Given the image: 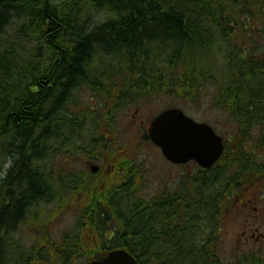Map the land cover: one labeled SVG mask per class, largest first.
<instances>
[{
    "label": "trees",
    "instance_id": "16d2710c",
    "mask_svg": "<svg viewBox=\"0 0 264 264\" xmlns=\"http://www.w3.org/2000/svg\"><path fill=\"white\" fill-rule=\"evenodd\" d=\"M0 46V163L13 161L0 166V193L26 197L0 202V264H75L94 246L123 247L140 264H264L254 251L228 261L216 249L230 207L264 173V0H0ZM84 89L103 98L98 111L82 103ZM159 95L229 117L233 138L221 160L148 199L122 197L126 180L111 200L82 206L60 239L45 222L38 245L13 243L27 209L56 198L44 195L52 175L35 163L66 143L105 152L99 139L108 128L115 141L116 112Z\"/></svg>",
    "mask_w": 264,
    "mask_h": 264
},
{
    "label": "rangeland",
    "instance_id": "374dc122",
    "mask_svg": "<svg viewBox=\"0 0 264 264\" xmlns=\"http://www.w3.org/2000/svg\"><path fill=\"white\" fill-rule=\"evenodd\" d=\"M98 19H100V17H98ZM120 83L121 82L116 81L114 86H111L109 89L117 88L119 86L118 84ZM141 86V89H143V84ZM78 96L81 99L82 103L91 105V107H93L96 111L99 110L98 105L103 100L100 94L94 93L90 89H84L80 91ZM124 96L122 95V98ZM169 105H179L189 116L197 119L198 121H206L211 123L215 128H217L216 131L218 130L219 133L224 137L228 138L234 132V126L231 123L229 117L225 114H222L220 111H217L216 109L213 110L209 108L206 104L199 107V105H195V103H187L184 100L181 101L180 98L177 97H166L165 95H159L152 97L150 100H147L145 102L133 103L131 105L122 107L124 109L120 114L116 129L118 136L115 137L114 133L115 141H112V137L107 139H99L100 143L105 144L106 153L113 152V149H117L119 151H122L129 147L132 149L133 146H136L142 142L140 140L135 145L131 143L133 141V138L138 136L141 130V128L134 121L132 122V114L135 112L136 108H139L141 115L145 114L148 117L153 114V117ZM53 153L54 154H52L51 152L48 153L44 156V158L42 157L41 159H39L40 161L36 162L35 164L37 165L38 163L40 166L45 168L46 171H49V173L46 172L49 174V176L52 175L54 178H56V180L53 179V177L50 178V186H52L51 190L55 191L53 193L56 195V198L48 199V196H46V199L44 198V200L42 197V199L35 203L33 207L29 208L25 222L22 223L19 230L16 231L13 236V243L15 240H18L17 242L18 244H20V247L23 246L31 248V246L34 244L38 245V237L40 235L36 232V230H38V228L40 229V227L37 224L44 225L45 222L47 223V226L44 225V230H46L47 233L50 234L55 240L60 239L65 232L74 229L76 222L78 221L79 210L82 208V206L85 205L83 211L86 212V209L91 208L94 205L97 198L103 199V201H105V197L107 200H109L108 198L110 197V195H108V192L110 193L112 191L111 188L114 189L117 186H120L121 183L123 185L126 180L131 179V181H127V183L125 184L127 188L122 191V197H125V195L128 196L127 191H129V196L134 199H148L150 196L162 192V190L172 188L175 185L177 179L182 175L183 170V168H178L175 166L171 167L170 164L164 159L160 149L157 148L152 142L150 143V141L142 143V145L136 149V152L134 154L137 165L140 164L139 166L141 167L138 166V169L137 166L133 167L134 165L127 167V170L124 171L123 178L120 176L113 177L110 169L106 166V164H99V161L97 159H93L92 162L90 161L93 165H90L91 163L88 164L87 160L81 159L80 150H76L75 146H72V144L69 145L68 143H66L58 147L56 146ZM83 155L87 156L90 155V153L85 152ZM113 159L114 156H110V160ZM7 160L4 158L0 163V166H2V169L4 170H8L13 162L12 160L9 162H5ZM3 162H5V164ZM2 163L3 165H1ZM123 163L124 161H119L117 163L116 170H119ZM49 167L53 169H50ZM93 167H98V171L92 172ZM54 168L56 170H58L59 168L60 171L66 170L65 174L60 175V171H55ZM194 168L195 166L193 164L188 165L186 168H184L183 172L186 174L188 173V175H192L194 173ZM71 169L74 171H72ZM133 170L135 171V173H133ZM140 170L144 172V176H142L138 172ZM2 178L3 177H1V179ZM74 178L76 181H74ZM64 180L70 181V184L72 185L76 184L75 187L72 185H68V187L57 185L58 182H63ZM118 180H120L121 182ZM111 182H113L112 186H114L115 184L116 187H110L109 185H107ZM52 184H55L54 187ZM133 185L134 189L132 188ZM106 186L107 190H105ZM119 188H117V190ZM256 190H258V194L264 199V191L259 190V188H256ZM178 192L180 193L182 192V190H179ZM247 197H249V195L245 196V198ZM2 201H4V199L1 200V202ZM241 202L242 196L233 206L231 214H226L225 218L228 219L224 226V230L221 233V241L223 247L222 256L228 261H232L235 257L250 251H256L264 255V243L261 242L256 244L255 240H246L247 235L244 232L247 229V223H245L247 214H245L243 210L239 211V203ZM237 204H239V206L236 210ZM102 205L100 203L99 207H101ZM254 207H256L257 210H259L261 213V209L264 210V202L260 204H254ZM257 213L258 211H255V214ZM254 217L257 216L255 215ZM252 222H257L258 224H256V227L264 230V220L262 222L263 225L260 223L259 219L257 220L252 218L250 223ZM173 244L178 245V250L179 247L185 248L184 242L174 241ZM93 249H96V247L94 246ZM86 262L87 260L85 257H79L75 260V264H85Z\"/></svg>",
    "mask_w": 264,
    "mask_h": 264
},
{
    "label": "water",
    "instance_id": "95a60500",
    "mask_svg": "<svg viewBox=\"0 0 264 264\" xmlns=\"http://www.w3.org/2000/svg\"><path fill=\"white\" fill-rule=\"evenodd\" d=\"M149 132L164 156L176 163L194 159L203 167H211L220 158L224 147L223 137L211 125L196 121L178 107L168 108L156 116ZM89 264L139 263L130 252L118 248Z\"/></svg>",
    "mask_w": 264,
    "mask_h": 264
},
{
    "label": "flooded vegetation",
    "instance_id": "af4514ba",
    "mask_svg": "<svg viewBox=\"0 0 264 264\" xmlns=\"http://www.w3.org/2000/svg\"><path fill=\"white\" fill-rule=\"evenodd\" d=\"M123 109L124 108H121L120 110H118V112H116L115 116L113 117L116 125H118V120L120 118V114H121ZM142 115H144V116H142ZM142 115L139 111V108H136L135 112L132 114V122L134 121L141 128L138 136L134 137L133 141L131 142L134 145L137 144L140 140L143 141V138L148 139V128H149L150 121L152 119H149L150 116L147 117L145 114H142ZM109 131L112 132L111 130H109ZM117 136L118 135H117V131H116L115 137H117ZM135 147L136 146L132 147V149H133L132 151H129V152L126 151L125 152L126 156L131 158L132 153L134 154V152L138 148V147L137 148H135ZM84 159L88 161V164H90L93 161V159H97L99 161L98 162L99 164L100 163L106 164V166L110 170H112V165H113L112 160L109 161V157L104 152L90 153V155H87ZM90 165H93V164L91 163ZM170 165L178 167V168H185L186 167V165H183V164L174 165V164L170 163ZM116 173H118V172H116ZM123 175L124 174H122V176ZM256 186L260 187V190H264V173H262V175H260L259 183L257 185L248 186L247 191H248L249 197L243 198V210H244V213L247 214L246 222H245V223H247V229L244 233L247 235V239H246L247 241L255 240L258 243H261V242L264 243V230H261V228L256 227V224H258L257 222L250 223L252 218L257 219V220L259 219L261 224L264 220V210L261 209V213H260V211L257 210L256 207H254V204H258V203L260 204V203L264 202V199L259 194L255 193L253 191L256 188ZM255 211H258V213L255 214ZM254 214L257 217H254L255 216ZM223 228L224 227H221V229H223ZM221 240H222V235H221V239H220L218 245L216 246V249H218L222 253L223 247H222V241Z\"/></svg>",
    "mask_w": 264,
    "mask_h": 264
},
{
    "label": "bare ground",
    "instance_id": "6f19581e",
    "mask_svg": "<svg viewBox=\"0 0 264 264\" xmlns=\"http://www.w3.org/2000/svg\"><path fill=\"white\" fill-rule=\"evenodd\" d=\"M4 1H5V0H4ZM109 14H110V13H109ZM107 16H108V15H107ZM50 22H51V21H50ZM13 25H14V24H13ZM10 28H11V27H10ZM14 28H15V27H14ZM17 34H19V33H17ZM34 35H35V34H34ZM3 38H4V37H3ZM48 38H49V37H48ZM45 39H46V38H45ZM0 47H1V46H0ZM47 47H48V46H47ZM70 48H71V47H70ZM71 51H72V50H71ZM52 52H53V51H52ZM117 55H118V54H117ZM51 56H52V55H51ZM139 56H140V55H139ZM116 57H117V56H116ZM116 57H115V58H116ZM118 57H119V56H118ZM111 58H112V57H111ZM50 59H51V57H50ZM117 59H118V58H117ZM29 61H30V60H29ZM55 61H56V60H55ZM58 61H59V60H58ZM59 62H60V61H59ZM117 62H119V61H117ZM120 62H121V61H120ZM35 65H36V64H35ZM49 65H50V63H49ZM37 68H38V67H37ZM20 69H21V68H20ZM20 71H21V70H20ZM40 76H41V75H40ZM39 79H40V78H39ZM113 83H114V82H113ZM109 84H110V83H109ZM109 84H108V85H109ZM39 85H40V84H39ZM111 85H112V84H111ZM110 87H111V86H110ZM110 87H109V88H110ZM106 89H107V88H106ZM5 91H6V90H5ZM44 92H45V91H44ZM45 93H46V92H45ZM47 94H48V93H47ZM123 96H124V95H123ZM44 97H45V96H44ZM69 109H70V108H69ZM55 120H57L56 117H55ZM39 134H40V132H39ZM42 134H43V133H42ZM248 136H249V135H248ZM36 137H37V136H36ZM42 138H43V137H42ZM29 139H30V138H29ZM32 139H33V138H31L29 142H31ZM39 139H40V138H39ZM48 140H49V139H47V142H49L51 139H50L49 141H48ZM54 141H55V140H54ZM36 142H37V141H36ZM36 142H35V143H36ZM45 142H46V141H45ZM27 143H28V142H27ZM49 143H50V142H49ZM58 143H59V141H58ZM58 143H57V144H58ZM65 143H66V142H65ZM30 144H31V143H30ZM37 144H38V143H37ZM15 145H16V144H15ZM58 145H59V144H58ZM34 146H36V145H34ZM55 146H56V145H55ZM72 146H73V145H72ZM40 147H41V145H40ZM57 147H58V146H57ZM35 148H37V147H35ZM64 148H65V147H64ZM64 148H62V149H64ZM32 149H33V148H32ZM32 149H30V150H32ZM65 149H66V148H65ZM26 151H27V150H26ZM67 152H68V151H67ZM25 153H26V152H25ZM31 154H33V152H32ZM26 155H27V154H26ZM35 156H36V155H35ZM18 157H19V156H18ZM31 157H32V156H31ZM34 158H36V157H34ZM34 158H33V159H34ZM20 161H21V160H20ZM31 161H32V160H31ZM35 162H36V161H35ZM32 164H34V162H33ZM11 165H12V164H11ZM44 165H45V164H44ZM96 165H97V164H96ZM32 166H33V165H31V167H32ZM45 166H46V165H45ZM51 166H52V165H51ZM99 166H100V165H99ZM122 166H123V165H122ZM122 166H121V167H122ZM29 167H30V166H29ZM61 167H62V166H61ZM133 167H135V166H133ZM38 168H40V167H38ZM42 168H43V167H42ZM49 168H50V167H49ZM131 168H132V167H131ZM0 169H1V168H0ZM14 169H15V168H14ZM33 169H34V168H33ZM44 169H45V168H44ZM50 169H53V168H50ZM54 169H55V168H54ZM61 169H62V168H61ZM137 169H138V167H137ZM2 170H3V169H2ZM38 170H39V169H38ZM38 170H37V171H38ZM71 170H72V169H71ZM71 170H70V171H71ZM130 170H131V169H130ZM134 170H135V169H134ZM134 170H133V173H135ZM14 171H15V170H14ZM14 171H13V173H14ZM16 171H17V170H16ZM42 171H43V169H42ZM45 171H46V170H45ZM45 171H43V172H45ZM51 171H53V170H51ZM55 171H60V169H59V168H58V170L55 169ZM72 171H74V170H72ZM97 171H98V167H93V171H92V172H97ZM5 172H7V171H5ZM46 172L49 173V171H46ZM138 172H139V171H138ZM48 173H47V174H48ZM54 173H56V172H54ZM59 173H60V172H59ZM72 173H73V172H72ZM89 173H90V172H89ZM130 173H131V172H130ZM45 174H46V173H45ZM45 174H44V175H45ZM74 174H75V173H74ZM138 175H139V174H138ZM17 176H18V175H17ZM57 176H58V175H57ZM74 176H75V175H74ZM126 176H127V175H126ZM51 177H53V176H51ZM72 177H73V176H72ZM84 177H85V176H84ZM75 178H76V177H75ZM75 178H74V180H75ZM47 179H48V178H47ZM49 179H50V178H49ZM53 179L56 180V178H54V177H53ZM72 179H73V178H72ZM88 179H89V178H88ZM12 180H13V179H12ZM85 180H86V178H85ZM121 180H122V178H121ZM124 180H126V179H124ZM124 180H123V181H124ZM134 180H135V178H134ZM17 181H18V180H17ZM60 181H61V180H60ZM118 181H120V180H118ZM123 181H122V182H123ZM129 181H131V179H130ZM120 182H121V181H120ZM7 183H8V182H7ZM50 183H51V182H49L48 180H46V182H45L44 185H43L44 188L41 187V188H42V191H43V193H44L45 196L48 194V192H47L48 190H49V191H52V190H51V187H52V186H50V185H51ZM72 183H73V182H72ZM96 183H97V182H96ZM118 183H119V182H118ZM124 183H125V182H124ZM126 183H127V182H126ZM126 183H125V184H126ZM134 183H135V182H134ZM11 184L14 185L13 183H11ZM125 184H124V185H125ZM132 184H133V183H132ZM52 185H53V184H52ZM54 185H55V184H54ZM54 185H53V187H54ZM57 185H58V184H57ZM71 185H72V184H70L69 186H71ZM75 185H76V184H75ZM75 185H72V186L75 187ZM84 185H85V184H84ZM121 185H122V184H121ZM134 185H135V184H134ZM134 185L132 186V188L134 187ZM136 185H137V183H136ZM5 186H7V184H6ZM10 186H11V185H10ZM27 186H28V185H27ZM114 186L116 187L115 184H114ZM114 186H112V187H114ZM14 187H15V186H14ZM31 187H32V186H31ZM59 187H60V186H59ZM0 188H1V187H0ZM28 188H30V187H28ZM28 188H27V189H28ZM57 188H58V186H57ZM34 189H36V188H34ZM34 189H31V190L33 191ZM38 189H39V188H38ZM75 189H76V188H75ZM97 189H98V188H97ZM109 189H110V188H109ZM114 189H116V188H114ZM114 189H113V190H114ZM119 189H120V188H119ZM119 189H118V190H119ZM133 189H134V188H133ZM3 190H5V189H3ZM39 190H40V189H39ZM92 190H93V189H92ZM106 190H107V189H106ZM118 190H117V191H118ZM130 190H132V189H130ZM136 190H137V189H136ZM138 190H139V189H138ZM5 191H7V190H5ZM25 191H26V190H25ZM29 191H30V190H29ZM62 191H63V190H62ZM102 191H103V190H102ZM102 191H101V192H102ZM133 191H134V190H133ZM35 192H36V191H35ZM39 192H40V191H39ZM52 192H55V191H52ZM119 192H120V191H119ZM131 192H132V191H131ZM10 193H11V192H10ZM28 193H29V192H28ZM30 193H31V192H30ZM37 193H38V192H37ZM40 193H42V192H40ZM66 193H67V192H66ZM98 193H99V192H98ZM108 193H109V192H108ZM110 193H111V192H110ZM134 193H137V192H134ZM181 193H182V192H181ZM8 194H9V193H8ZM8 194L6 195L5 192H4V193H0V202H1V200H3V199L6 200V201H9V200H11V198H12V200H13L15 197H18V198H17L18 200H19V199L26 198V197H25V193H23L24 195H22L21 190L19 191V189H15V191H13L10 195H8ZM34 194H35V193H34ZM76 194H78V193H76ZM104 194H105V193H104ZM30 195H31V194H30ZM38 195H40V194H38ZM42 195H43V194H42ZM67 195H68V194H67ZM33 196H34V195H33ZM36 196H37V194H36ZM36 196H35V197H36ZM45 196H44V197H45ZM63 196H64V195H63ZM63 196H62V197H63ZM140 196H141V195H140ZM42 197H43V196H42ZM57 197H58V196H57ZM94 197H95V196H94ZM135 197H136V196H135ZM30 198H31V197H30ZM47 198H48V197H47ZM17 199H16V200H17ZM36 199H39V198H36ZM43 199H44V198H43ZM45 199H46V198H45ZM45 199H44V200H45ZM108 199H110V198H108ZM133 199H134V198H133ZM169 199H170V198H169ZM12 200H11V201H12ZM31 200H32V199H31ZM110 200H111V199H110ZM22 201H23V200H22ZM24 201H25V200H24ZM37 201H38V200H37ZM52 201H53V200H52ZM67 201H68V200H67ZM10 203H11V202H10ZM12 203H13V202H12ZM30 203H31V202H30ZM41 203H42V202H41ZM51 203H52V202H51ZM99 203H100V202H99ZM1 204H2V203H1ZM31 204H33V202H32ZM96 204H97V203H96ZM17 205H18V204H17ZM27 205H28V204H27ZM58 205H59V204H58ZM98 205H99V204H98ZM101 205H102V204H101ZM1 206H2V205H1ZM13 206H14V205H13ZM21 206H22V205H21ZM11 207H12V205H11ZM17 207H19V206H17ZM23 207H24V206H23ZM89 207H90V205H89ZM8 208H10V207H8ZM26 208H27V207H25L24 209H26ZM49 208H50V207H49ZM19 210H20V209H19ZM19 210H18V211H19ZM18 211H17V212H18ZM27 211H28V209H27ZM27 211H25V212H27ZM83 212H84V211H83ZM93 212H94V211H93ZM23 214H25V213H23ZM111 230H112V229H111ZM100 233H101V232H100ZM176 242H178V241H176ZM176 244H177V243H176ZM184 245H185V244H184Z\"/></svg>",
    "mask_w": 264,
    "mask_h": 264
}]
</instances>
